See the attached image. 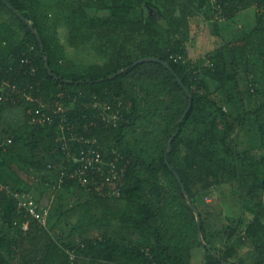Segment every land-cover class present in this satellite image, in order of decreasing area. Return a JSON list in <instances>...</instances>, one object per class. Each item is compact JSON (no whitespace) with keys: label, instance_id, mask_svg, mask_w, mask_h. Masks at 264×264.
Segmentation results:
<instances>
[{"label":"trees","instance_id":"16d2710c","mask_svg":"<svg viewBox=\"0 0 264 264\" xmlns=\"http://www.w3.org/2000/svg\"><path fill=\"white\" fill-rule=\"evenodd\" d=\"M251 8L257 9L256 24L247 36L229 41L220 35V22ZM197 9H205L216 36L213 50L204 57H192L187 48L190 17ZM4 10L18 20L22 36L20 43H12L8 49L0 46V76L19 89L0 101V123L5 121L4 113L15 107L25 112L29 105L36 108L26 97L21 99L20 90L52 104L65 92L63 102L73 103L68 117L76 125L74 132L68 133L95 138L104 166L112 162L118 168L125 166L126 176L117 196L87 191L78 178L62 180V173L70 171L71 164L65 161L64 142L56 139L60 115L54 114L51 124H27L25 132L33 141L24 147L31 156L23 162L38 173H50L42 179L58 190L57 199L50 208L48 225L32 220L27 232L22 229L24 213L7 200L12 202L10 221L19 225L0 226V264H150L153 260L157 264H198L191 262L188 249H170L166 232L158 223L160 211L156 209L161 204L168 207L171 194L165 193L166 182L176 187L179 195L175 203L190 216L189 231L197 237L198 217L196 220L193 209L200 212L203 238L210 245L199 241L207 253V262L202 264H264V177L257 172L259 166L264 168V0H0V14ZM133 10L141 12L140 19L130 16ZM102 11L110 14L102 15ZM114 11L127 15L116 19L111 15ZM61 25L66 30L63 43L58 37ZM88 43L106 60L81 71L70 60L67 48L78 49ZM150 58L157 60L140 62ZM23 59L30 63L22 64ZM33 67L35 76L30 73ZM195 85L203 86L204 92L194 90ZM212 85L216 88L213 97ZM160 86L165 89L161 93L178 97V110L167 116L156 102ZM248 86L254 89L250 94ZM138 87L145 91L144 97L136 91ZM94 97L107 100L112 112L119 111L121 117L117 122L90 127L85 133L84 113L93 118L94 111L83 104ZM127 101L131 108L125 118ZM138 123L143 134L136 139L138 149H134L127 136L136 133ZM192 125L195 130L188 137L186 131ZM177 130L167 158L171 169L165 154ZM244 135L256 142L244 141ZM12 136H0V141L13 146L8 151L10 159L4 156V163L23 177L15 170L21 159L15 147L24 135ZM259 152L263 153L260 158ZM260 182L263 185L259 187ZM225 184L230 189L238 184L242 208L254 217L246 227L242 218L236 221L228 217L233 225L225 228L227 241L222 248L216 245L217 249L209 243L207 214L202 213L198 199L213 196L216 189L211 188ZM0 195L5 208L2 199L7 197L2 192ZM72 196L77 203L69 206ZM102 220L104 226L100 227L97 224ZM58 226L66 236L56 241L52 232ZM245 248L247 256L242 254Z\"/></svg>","mask_w":264,"mask_h":264},{"label":"rangeland","instance_id":"374dc122","mask_svg":"<svg viewBox=\"0 0 264 264\" xmlns=\"http://www.w3.org/2000/svg\"><path fill=\"white\" fill-rule=\"evenodd\" d=\"M256 13H257L256 8L248 9L240 12L233 19L220 22L219 25V27L221 28L220 35L225 36L229 41H240L241 39H243L245 36L248 35V33L256 24ZM100 14L109 15L110 12L102 11ZM111 15L116 19H122L125 18L127 14L122 11H114L111 13ZM130 16H132V18L134 19H140L141 12L139 10H133L132 12H130ZM6 19H9L10 22L8 23L10 25L6 23L7 22ZM211 25H212L211 21L207 19L205 16V9H197L194 12V14L191 15L189 22V33H188L189 41L187 43L188 45L187 48L192 57L208 56L207 53L213 50L210 48H213L215 44L216 36H213L212 34ZM51 29L52 31H55L53 26ZM21 36H22V31H21L20 23L15 17H12L11 14H9V12L4 10V12L0 14V46L4 49H8L12 46V43L15 42L20 43ZM58 37L61 40V43H63L66 38L65 26L61 25L58 28ZM67 54L70 57V60L73 63H76L81 68V71L85 70L87 65L103 63L106 60L105 57L101 56L96 51L94 45L91 43H88L78 49H74L68 46ZM147 61H151V59ZM141 89L142 88L138 87L136 91L140 92V95L144 97L145 91H141ZM193 89L200 92H204L203 86L199 88L197 85H195ZM162 90L165 92L163 86H160V89H158L157 91L159 98L157 99L156 102L158 107L162 110L163 115L167 116L168 114H172L174 111L178 110V102H177L178 97L176 94L171 92L161 93ZM215 90H216L215 86L212 85L210 96L213 97L212 94L214 93ZM253 91L254 89H252L251 87L249 89L248 86V94L252 93ZM7 92L10 93L11 89H7ZM130 103H131L130 101H127V103L125 102V109L123 112L125 118L126 115H128V113L130 112L129 111V109L131 108ZM66 106L68 112L73 110V103L66 104ZM25 107L27 108V106ZM144 107L146 110L147 108H149L145 105ZM31 108H33L32 105H29V108L28 110H26V112L21 107L18 108L15 107L11 110H8L7 112L4 113L5 121L3 122L5 124L0 123L1 137H8V136L11 137L12 134L14 135L19 134L21 136L24 135L23 138H20L21 141H19L18 143L19 145L15 147V149H17L21 154V159L18 160L19 163L17 164V166H15L16 168L15 170L17 173H19L20 176L23 177L17 176L13 170L6 167L4 163V156H9L8 151L13 146L11 145V143L7 144L3 141H0V186L3 184H8L13 188V185H15L14 189H16L17 191H23L27 193L38 202H41L43 205L47 204L49 206H53V204H55L57 199L58 190L52 187L51 184L47 185L44 183L42 177L43 175H47L48 172H46V174H44L43 172L38 173V171L35 168H32L31 165H28L25 162H23L24 157L26 158L31 156V153L27 154L24 149V147L28 143H31L33 141L32 139L28 138L27 133L25 132V128L27 129L26 126L28 124V116H29L28 111ZM161 119L162 118L158 120ZM142 124L143 122L141 123V126ZM141 126L139 123L136 124L134 126L135 129L134 131L136 133L131 132L127 136V140L129 141V143H131L132 146H134L136 139L143 134V130ZM11 128H13V131L11 130ZM187 129L189 131H186V136L189 137L190 133L194 131L195 128H193L192 125ZM218 129L220 130L223 129V126L219 123H218ZM5 132L8 133L5 134ZM242 135L243 133L240 135V140L242 138ZM62 137H65L66 139H71L68 134L62 135L61 133L56 132V139H61L63 141ZM243 138L244 141L251 142L253 140L254 142H256V140L252 136L248 137L244 135ZM69 143L72 145L73 143L72 140L69 141ZM114 149L116 150V152L118 151L117 148L114 147ZM134 149H138L136 145L134 146ZM170 149L171 150L169 153L172 152L173 148L171 147ZM56 151L57 149H55L54 153ZM262 154L263 153L259 152L257 157L260 158ZM8 159H10V156ZM65 161L70 163L68 160ZM177 161L180 162L181 158H178ZM51 167H53V165H51ZM11 171H13L14 175H12ZM257 172L261 177H264V168L262 166H259L257 168ZM148 179L150 178L148 177ZM161 182H163L162 178H161ZM262 185L263 183L261 182L258 183L259 187ZM163 186H164L163 188L165 189V193L171 192L170 197L168 198V207L163 206L161 204L162 202H164V200L162 199L160 203L161 205L157 207L156 211H160L158 213V218H157L158 223L161 225V227H163L164 231L166 232V240L169 243L170 249L172 251L188 249L190 251V259L192 263L202 264L205 261L207 262V258H206L207 253L205 249L199 244L200 241L199 236L197 237L195 236V234H193V232L189 231L190 229L189 227L191 226L189 219L190 216L186 212L182 211L179 205H176L175 203L178 200L177 197L179 195L177 194L178 191L176 187L174 185L171 187V185L168 184V182L164 183ZM168 187H171V191L168 190ZM236 187H238V184L233 189H230L228 184L218 185L216 186V188L212 187L211 191H214V189H216L213 196H211L209 199H205L206 201H209L208 202L209 204L204 199L203 202L202 197H199L198 199L199 204L201 205L202 213L207 214L206 216L207 218L205 219V226H206L205 230L207 233V237L209 239V243L213 246L217 245L219 248L224 247V244L227 241V235L224 232L225 228L228 227L230 224H232L231 221L228 219V217H232L236 219V221L242 218L244 221V219H246L247 216L250 215L248 211L246 212L243 210L242 208L243 194L241 191L236 189ZM262 195H264V193ZM7 200H8L7 198H5V200L2 199L3 203L5 202L6 206L4 208V206H1L0 203V212L4 213L5 226L9 227L8 223L11 222L10 215L12 212L11 211L12 202H9ZM249 201L251 200L248 199L247 205H250ZM76 203H77V199L72 196L71 199L69 200V206L75 205ZM188 204L194 205L191 201H189ZM251 206H253V202L251 203ZM193 213L195 219L197 220L198 214H200L199 210L193 209ZM250 217L251 215L248 218ZM97 225L100 227L104 226V220L99 222ZM128 234L129 233L125 234V236H127ZM52 235L56 239V241H59L61 237L66 236L60 229V226H58L54 230V234ZM207 245L209 244L207 243ZM135 263L136 262L131 261V264H135ZM96 264H104V263H96Z\"/></svg>","mask_w":264,"mask_h":264},{"label":"built area","instance_id":"2783aa9c","mask_svg":"<svg viewBox=\"0 0 264 264\" xmlns=\"http://www.w3.org/2000/svg\"><path fill=\"white\" fill-rule=\"evenodd\" d=\"M30 63L29 59H23L22 64ZM28 73V72H26ZM32 76L36 75V68H32L30 71ZM17 90L18 87L16 85H11L9 83L1 84L0 81V101H4L6 98L7 92H5V88ZM24 93L22 90H20ZM25 95H28L24 93ZM66 94L64 92L59 94V98L55 101V106L53 110V114L60 115V133L62 135L68 134L71 139H66L62 137L58 139V142H64L63 149L68 155V160L71 164V170H65L62 173V180L64 178L68 179H80L82 181L83 186L87 191H94L99 193L100 195H120L121 189L124 185V177L126 176V167L118 168L114 162L107 164L104 166L103 155L100 149L95 147V143L97 140L95 138H86L84 136H78V134L73 133L70 135L68 132H74L72 130L75 126L71 124L70 119L68 117V109L63 102ZM29 101H36L31 96L26 97ZM76 101V99H74ZM86 109L94 111L93 118H89L86 113H84L83 119L86 120V124L84 125L85 131L90 127H98L99 125H104L111 123L112 121L117 122L121 117L120 112L116 113L112 112L110 103L107 100L99 99L98 97H94L92 99L87 100L84 104ZM45 105H41L36 107L35 109H31L29 114L31 115L30 121L32 125L37 124H46L52 123L53 118L47 112H45ZM83 109V108H82ZM76 143L80 142V145L76 151H72L71 144L69 141ZM72 143V144H73ZM0 192L4 193L7 199L13 201L17 206L18 210L24 213V217L26 221L22 225V229L24 232H27L30 228V223L32 220H36L39 224L43 226L48 225V216L50 214L51 206H44L41 202H38L33 197L28 195L23 191H17L12 188L8 184H3L0 186ZM206 197V199H209ZM209 202V201H208ZM0 212V226L5 225L4 218ZM9 227L11 225L18 226L19 222L14 221L13 223H8ZM7 227V226H6ZM147 251V255H149V251ZM69 255L72 259L76 258L75 253L69 252ZM152 260V256H149ZM150 264H157V261L153 260Z\"/></svg>","mask_w":264,"mask_h":264},{"label":"crops","instance_id":"0c3cea01","mask_svg":"<svg viewBox=\"0 0 264 264\" xmlns=\"http://www.w3.org/2000/svg\"><path fill=\"white\" fill-rule=\"evenodd\" d=\"M251 9H253V8H251ZM35 68V67H34ZM0 71H1V67H0ZM0 81H1V84H3V83H6V84H8L9 85V83L11 84V81L10 80H7V79H2L1 78V76H0ZM12 85V84H11ZM19 90V89H18ZM5 92H7V86H6V88H5ZM15 92V90H13V89H11V92L10 93H8L7 92V94H6V98H8L9 96H11V94H13ZM17 93H19V95L21 96V99L22 98H24V97H27L28 95H25L24 93H21V92H17ZM21 93V94H20ZM65 93V92H64ZM30 96V95H29ZM59 96V95H58ZM32 97V96H31ZM5 98V99H6ZM32 98H34V97H32ZM27 99V98H26ZM34 100H36V101H29V100H27L29 103H31V104H34V105H36L35 107H39V106H41V105H45V107H46V105H47V107H46V109H45V112H47L49 115H51L52 116V118H53V110H54V106H55V101L57 100V99H55V101H54V104H52V102H48V101H46V100H44V99H41V98H34ZM103 100V99H102ZM45 107H43V110H44V108ZM32 109V108H31ZM31 109H29V111L31 110ZM34 109V108H33ZM28 111V112H29ZM72 111V110H71ZM30 115V114H29ZM29 118H28V124L29 125H32V122L30 121V118H31V115L30 116H28ZM52 123H53V121H52ZM49 124H51V123H49ZM37 125H44V124H37ZM32 126H35V125H32ZM89 129V128H88ZM88 129L85 131V133H88ZM85 130V129H84ZM58 133H60V126L58 127V131H57ZM57 141H58V139H57ZM79 145H80V142L79 141H77L76 143H73L72 145H71V148H72V151H76L77 149H78V147H79ZM11 173H12V175H14V173H13V171H11ZM49 206V205H48ZM250 215H251V217L250 218H248L249 216H247V218L246 219H244V227H246L247 225H248V223L253 219V214L252 213H250V212H248ZM248 219V220H247ZM246 222V223H245ZM53 231V230H52ZM53 234H54V231L52 232ZM54 238V237H53ZM55 239V238H54ZM56 240V239H55ZM249 248V247H248ZM248 248H245L244 249V253H242L244 256H247V253H248Z\"/></svg>","mask_w":264,"mask_h":264},{"label":"water","instance_id":"95a60500","mask_svg":"<svg viewBox=\"0 0 264 264\" xmlns=\"http://www.w3.org/2000/svg\"><path fill=\"white\" fill-rule=\"evenodd\" d=\"M8 4V3H7ZM9 5V4H8ZM10 6V5H9ZM11 7V6H10ZM12 8V7H11ZM13 9V8H12ZM14 10V9H13ZM15 11V10H14ZM16 12V11H15ZM29 26L32 28V25L29 23ZM151 60H157V59H155V58H150ZM150 59H143V60H141L140 62H143V61H147V60H150ZM165 66H167L168 68H170V66L166 63V62H162ZM46 68L49 70V72H50V68H49V62H48V60H46ZM51 73V72H50ZM181 83H182V81H181ZM183 86H184V84H182ZM190 104H189V106H188V108H187V110H186V113L189 111V109H190ZM185 113V114H186ZM182 121H183V119H182ZM178 132H179V130H177L176 131V133L174 134V137L172 138V140H171V142L169 143V145H168V149H167V152H166V154H165V157H166V159L168 158V153L170 152V148L172 147V141L174 140V138H176V136L178 135ZM167 163L169 164V166H170V168L171 169H173V167L170 165V163H169V161H168V159H167ZM176 176H177V178H178V180H179V182L181 183V185H182V187H183V191H184V193H186V189H185V186L183 185V183H182V180H181V178H180V176L176 173ZM44 206H48L47 204H45ZM198 226H199V239H200V241H201V243L204 245V246H208L207 244H206V242H205V240H204V238H203V235H202V228H201V217L198 215Z\"/></svg>","mask_w":264,"mask_h":264}]
</instances>
